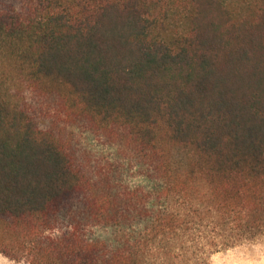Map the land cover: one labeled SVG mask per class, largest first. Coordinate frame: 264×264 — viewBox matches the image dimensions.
I'll return each instance as SVG.
<instances>
[{
	"label": "trees",
	"instance_id": "16d2710c",
	"mask_svg": "<svg viewBox=\"0 0 264 264\" xmlns=\"http://www.w3.org/2000/svg\"><path fill=\"white\" fill-rule=\"evenodd\" d=\"M259 240L264 0H0V254L212 264Z\"/></svg>",
	"mask_w": 264,
	"mask_h": 264
},
{
	"label": "rangeland",
	"instance_id": "374dc122",
	"mask_svg": "<svg viewBox=\"0 0 264 264\" xmlns=\"http://www.w3.org/2000/svg\"><path fill=\"white\" fill-rule=\"evenodd\" d=\"M28 102L32 101L31 95H26ZM62 122V121H60ZM63 123V122H62ZM70 130V128H69ZM73 136L81 141V146L88 147L98 155L111 157V146L102 139L91 137L81 132L80 129H72ZM0 264H27L25 261H15L0 254ZM212 264H264V240L239 245L228 251L217 253L212 258Z\"/></svg>",
	"mask_w": 264,
	"mask_h": 264
}]
</instances>
